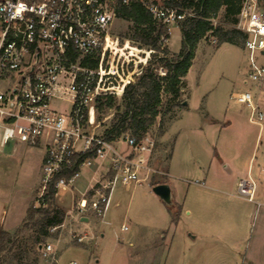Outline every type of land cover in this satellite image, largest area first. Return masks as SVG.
Instances as JSON below:
<instances>
[{"label": "rangeland", "instance_id": "1", "mask_svg": "<svg viewBox=\"0 0 264 264\" xmlns=\"http://www.w3.org/2000/svg\"><path fill=\"white\" fill-rule=\"evenodd\" d=\"M222 14L213 24L228 29ZM171 30L165 47L169 56L179 51L181 41L177 26ZM110 38L109 74L115 80L110 78L106 89L97 88L88 109L87 132L98 136L123 112L124 89L137 82L150 58L130 22L116 18ZM246 70L242 45L218 46L209 36L202 39L179 96H162L160 115L147 133L156 142L151 167L159 175L129 191L116 188L105 216L83 215L88 224L67 217V211L78 216L72 207L78 195L72 202L70 194L56 196L64 218L47 237L37 228L24 227L27 209L39 206L43 148L16 142L0 147V207L6 209L0 231L15 242L2 254L1 264H49L39 253L46 243L56 251V264H264V177L255 175L259 168L264 171V121L261 127L249 123V111L230 97L250 89L264 114V92L243 84ZM154 73L164 76L157 67ZM100 94L112 98L111 108L97 109ZM53 106L62 112L67 108L58 101ZM251 155L255 201L261 207L236 195L222 164L236 166ZM154 183L168 185L170 205L152 193ZM72 235L85 239L78 244Z\"/></svg>", "mask_w": 264, "mask_h": 264}, {"label": "built area", "instance_id": "2", "mask_svg": "<svg viewBox=\"0 0 264 264\" xmlns=\"http://www.w3.org/2000/svg\"><path fill=\"white\" fill-rule=\"evenodd\" d=\"M132 2L140 3L163 26L159 43L166 46L172 27L185 14L158 1L0 0V147L16 142L43 148L39 198L59 173L73 167L77 156L91 153L71 177L56 181L55 195L73 190L81 170L107 164L110 178L85 191L72 206L81 217L87 213L103 217L117 186L129 188L160 173L151 167L156 142L150 134L140 139L124 135L119 142H107L87 132L88 109L105 72L85 62L108 50L117 8ZM233 29L246 36L244 84L264 92L263 5L242 0ZM230 97L249 111V123L261 127L264 114L250 89ZM56 101L66 104V110L55 108ZM255 191L250 177L236 184V195L248 202H253ZM71 238L78 244L85 239ZM39 253L45 262L57 263L51 244H43Z\"/></svg>", "mask_w": 264, "mask_h": 264}, {"label": "trees", "instance_id": "3", "mask_svg": "<svg viewBox=\"0 0 264 264\" xmlns=\"http://www.w3.org/2000/svg\"><path fill=\"white\" fill-rule=\"evenodd\" d=\"M258 1L264 7V0ZM241 2L242 0H167L164 5L185 14L183 20L177 23L181 37L180 49L172 56H169L166 46L159 43L160 37L164 35L163 26L154 21L140 3L132 2L127 6H118L117 18L133 25L136 40L150 52V58L137 82L125 87L124 110L115 116L110 128L105 129L102 135L107 142H113L124 135L140 139L148 133L160 115L162 96H170L172 99L179 96L182 81L192 65L196 48L202 39L209 36L217 41L218 46L222 44L243 46L245 34L233 29ZM221 12L222 21L229 26L228 29L213 24ZM110 58V51L107 50L103 56L85 62L89 68L105 72L99 89H106L107 81L110 78L114 79V76L109 74ZM156 67L160 71L164 70V76H157L154 73ZM98 97H100L96 100L98 110L112 107L111 97L106 94H100ZM101 97H106L105 101H102ZM89 156L91 153L77 156L72 168L64 170L54 178L39 198V206L27 209L24 227L30 225L37 228L43 237H47L50 230L62 224L64 213L56 207L54 184L61 177L66 179L71 177L77 171V165ZM163 184L154 183L152 186ZM14 243L9 233L0 231V264L3 262L2 254L11 251Z\"/></svg>", "mask_w": 264, "mask_h": 264}, {"label": "crops", "instance_id": "4", "mask_svg": "<svg viewBox=\"0 0 264 264\" xmlns=\"http://www.w3.org/2000/svg\"><path fill=\"white\" fill-rule=\"evenodd\" d=\"M257 98L258 97L254 98V102H255V104L258 105ZM252 159L253 158L251 155L246 161H242V162L238 161L236 164H234L236 166L231 165V163H229L227 161H222L223 162L222 164H224L223 168L228 172V177H231V180H232L231 183L233 184L234 187H236L237 182L242 178L250 177L253 180V182L255 183L256 178L264 177V171L261 168H259L257 170V172L255 174L256 178L253 176V161H252ZM107 167H108V165L105 163L104 164L96 163V164H94L93 168L81 170L79 178L74 183L73 190L61 192V193L57 194L56 196L64 197L66 194H70L72 196L71 202L73 200L74 195H78V199H79L81 194H83L85 191H88L95 184L104 183L106 180H108L110 178L111 174H110V172H108ZM40 170H41V166H40ZM145 182H143V183H145ZM143 183L137 184V185H132L129 188H125L124 190L129 191L132 187L142 185ZM150 186H152V185H150ZM118 187H121V186H117L116 188H118ZM80 189H82V192L79 191ZM115 189H114V191H115ZM151 191H152V189H151ZM170 193H171V191H170ZM261 198L264 199V195L261 196ZM248 203L256 204L257 207L258 206L261 207V205L258 204L259 202L255 201V195H254L253 202H248ZM5 213H6V209L3 206H1L0 207V228H3V226H4L3 222H4V214ZM67 215H68L67 217H70L71 219H73L74 223L76 220L80 224H88L89 223V218L86 216L81 217V216L72 215L70 213V211H67ZM104 216H105V214H104ZM122 229L124 230V228H122ZM161 239H163V237ZM192 239H194V237H192ZM250 264H252V263H250Z\"/></svg>", "mask_w": 264, "mask_h": 264}, {"label": "water", "instance_id": "5", "mask_svg": "<svg viewBox=\"0 0 264 264\" xmlns=\"http://www.w3.org/2000/svg\"><path fill=\"white\" fill-rule=\"evenodd\" d=\"M152 193L166 206L171 204V193L167 185H157L152 188Z\"/></svg>", "mask_w": 264, "mask_h": 264}]
</instances>
